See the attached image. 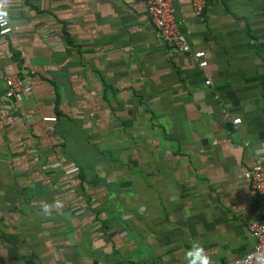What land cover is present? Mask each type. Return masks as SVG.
<instances>
[{
	"label": "crops",
	"instance_id": "0c3cea01",
	"mask_svg": "<svg viewBox=\"0 0 264 264\" xmlns=\"http://www.w3.org/2000/svg\"><path fill=\"white\" fill-rule=\"evenodd\" d=\"M171 4L207 66L159 41L147 0H9L0 94L8 77L32 89L0 104V264H189L194 244L232 264L254 249L264 0Z\"/></svg>",
	"mask_w": 264,
	"mask_h": 264
},
{
	"label": "built area",
	"instance_id": "2783aa9c",
	"mask_svg": "<svg viewBox=\"0 0 264 264\" xmlns=\"http://www.w3.org/2000/svg\"><path fill=\"white\" fill-rule=\"evenodd\" d=\"M191 1L196 14L201 15L205 10L207 0ZM147 11L159 41L167 44L177 52L192 51L186 35L179 29L173 13L171 0H147ZM18 29L19 27L14 26L6 15L0 16L1 35L13 33ZM192 52L199 66L205 67L208 65L204 50H195ZM206 82L211 83L209 79ZM6 84L8 89L5 93L0 94V104L3 106L7 105L6 99H13L16 102L23 101L24 97L32 89L31 85L19 76L8 77ZM240 122V117L234 119L235 124ZM56 165L60 166L61 162H57ZM79 171L80 168L78 166H73L66 173L73 174ZM246 177L251 181L255 192L262 198L263 210L261 217L249 225L250 232L256 241L254 249L236 258L232 264H264V155L259 156L255 165L246 171ZM209 260L210 264H215L214 260L210 258Z\"/></svg>",
	"mask_w": 264,
	"mask_h": 264
},
{
	"label": "clouds",
	"instance_id": "9594fccd",
	"mask_svg": "<svg viewBox=\"0 0 264 264\" xmlns=\"http://www.w3.org/2000/svg\"><path fill=\"white\" fill-rule=\"evenodd\" d=\"M9 0H0V16H5L6 8ZM62 204L59 200H55L52 203L43 202L41 205V215L50 216L54 209H59ZM189 264H210L209 257L207 256L204 248L199 244H194L193 249L186 254Z\"/></svg>",
	"mask_w": 264,
	"mask_h": 264
},
{
	"label": "trees",
	"instance_id": "16d2710c",
	"mask_svg": "<svg viewBox=\"0 0 264 264\" xmlns=\"http://www.w3.org/2000/svg\"><path fill=\"white\" fill-rule=\"evenodd\" d=\"M128 264H130V263H128ZM143 264H148V263H143Z\"/></svg>",
	"mask_w": 264,
	"mask_h": 264
}]
</instances>
